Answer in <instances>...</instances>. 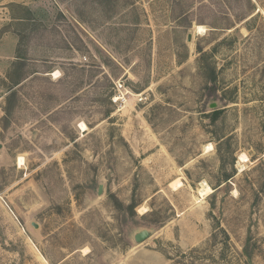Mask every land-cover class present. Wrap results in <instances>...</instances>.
Here are the masks:
<instances>
[{"label":"rangeland","instance_id":"374dc122","mask_svg":"<svg viewBox=\"0 0 264 264\" xmlns=\"http://www.w3.org/2000/svg\"><path fill=\"white\" fill-rule=\"evenodd\" d=\"M0 144V264H264V0H0Z\"/></svg>","mask_w":264,"mask_h":264},{"label":"bare ground","instance_id":"6f19581e","mask_svg":"<svg viewBox=\"0 0 264 264\" xmlns=\"http://www.w3.org/2000/svg\"><path fill=\"white\" fill-rule=\"evenodd\" d=\"M201 32H204V28L202 27V26H198L197 28H196V34L198 33H201ZM59 74H60V72H56V73H54L52 76L53 77H55L56 79L57 78H59ZM81 129L83 130V131H86L87 130V126H86V124H84V123H82L81 124ZM209 150H211V147H209L208 148V151H206L207 153L209 152ZM240 161L241 162H243V163H245V162H247L248 160H247V157H245V156H242L241 157V159H240ZM19 165L21 166V167H23L24 165H25V160L23 159V158H20L19 159ZM172 186L175 188V190H176V188H178V187H181L182 185H181V183L179 182V181H176V182H173V184H172ZM214 191H213V189L206 183V182H203L202 184H201V188H200V191H199V194H200V197H202V200H204L207 196H209L210 194H212ZM200 203V201L198 202V204ZM146 211V210H145ZM85 252H87L86 250H85Z\"/></svg>","mask_w":264,"mask_h":264},{"label":"water","instance_id":"95a60500","mask_svg":"<svg viewBox=\"0 0 264 264\" xmlns=\"http://www.w3.org/2000/svg\"><path fill=\"white\" fill-rule=\"evenodd\" d=\"M189 41H191V36L189 38ZM216 104H214L211 108H215ZM3 149V145L0 144V151ZM104 192V186L100 185L98 188V195L102 196ZM34 228H38L39 225L38 224H33ZM153 235L152 231H148V230H142V231H138L133 235V241L135 244H141L142 242L146 241L147 239H149L151 236Z\"/></svg>","mask_w":264,"mask_h":264},{"label":"built area","instance_id":"2783aa9c","mask_svg":"<svg viewBox=\"0 0 264 264\" xmlns=\"http://www.w3.org/2000/svg\"><path fill=\"white\" fill-rule=\"evenodd\" d=\"M119 96L113 98L114 104L124 103L126 101L125 95L127 90L123 87V85L118 86Z\"/></svg>","mask_w":264,"mask_h":264}]
</instances>
